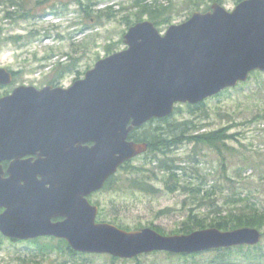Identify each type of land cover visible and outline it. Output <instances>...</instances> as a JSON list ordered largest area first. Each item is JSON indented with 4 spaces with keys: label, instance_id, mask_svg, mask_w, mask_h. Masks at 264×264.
<instances>
[{
    "label": "water",
    "instance_id": "95a60500",
    "mask_svg": "<svg viewBox=\"0 0 264 264\" xmlns=\"http://www.w3.org/2000/svg\"><path fill=\"white\" fill-rule=\"evenodd\" d=\"M123 42L126 48L97 60L69 87L21 85L0 98V160L33 148L46 155L35 163L40 170L20 163L27 164L30 187L20 190L18 201L2 192L12 184L0 177L7 205L0 232L16 239L54 236L74 251L118 258L257 244L262 234L253 227L174 235L151 227L125 230L97 222L98 207L87 196L146 150L147 143L128 139L133 128L168 116L177 102L198 103L264 70V0H242L231 11L213 3L164 34L151 21L137 22ZM10 81L0 68V83Z\"/></svg>",
    "mask_w": 264,
    "mask_h": 264
},
{
    "label": "rangeland",
    "instance_id": "374dc122",
    "mask_svg": "<svg viewBox=\"0 0 264 264\" xmlns=\"http://www.w3.org/2000/svg\"><path fill=\"white\" fill-rule=\"evenodd\" d=\"M80 1L85 9L83 12L71 3L70 6L68 5L70 13L61 14L58 16L60 19L58 21L57 18L50 17L49 12L43 7V9H33L36 0H29L27 4L32 10L30 19H20L16 23L1 21L3 38L0 39V65L21 70L19 82L38 86L53 81L67 87L75 79L82 78L85 71L92 68L99 58L123 49L125 44L122 36L131 25H128L125 19L128 18L132 24L139 21L135 15L137 7L132 5L134 0ZM154 1L144 0L147 4ZM158 1L162 4L167 3V0ZM188 1L172 0L174 6L169 11L170 22L157 26L161 33L170 24L185 20L193 11H205L215 0H196V3L191 4ZM218 1L228 10L232 9L236 2V0ZM44 4L46 3L40 5ZM108 6H111L110 11L114 14L109 19L100 15ZM1 10L2 7H0V17ZM76 19H81V22L75 24ZM143 19H147V16L143 15L141 20ZM31 29L37 31V36L27 39ZM15 34L22 35V39L18 42L6 39ZM58 34L61 37L56 38ZM45 35H49L50 38L47 39ZM43 36L45 37L41 40ZM107 45L111 47L109 51ZM50 54L54 56L45 61L39 60ZM73 56L77 57L78 72L73 70L56 77L51 71L56 62L63 60L61 62L67 64ZM41 64L46 68L39 69ZM180 106L182 110L169 116L168 121L188 122L186 126H189V130L193 129V123L205 125L198 128L200 131L225 127L234 122L239 123L228 131L235 135L227 143L229 149L224 150V159L204 145L193 146L192 143L184 142L173 147L166 160L172 167L170 170L175 167L173 171L176 179L168 183L170 186L177 184L178 188L174 191L166 189L162 180L166 176L161 171H157V179L149 181L155 189L153 193L116 189L119 184L124 186L125 179L132 176V173L129 174V169H120L108 189H101L89 196V200L97 203L100 208L96 217L97 222H111L120 228H127L126 230L159 227L161 234L174 235L184 233L181 227L189 215V210H193L192 214L204 216L211 208L210 201H214L225 210L229 206L224 204V200L231 193L248 192L258 206L264 208V118L248 121L264 113V71L254 72L247 81L205 99L204 105L193 109L192 112L186 110L184 104ZM166 128L171 129L173 133L180 131L179 128L174 129V126H166ZM145 161L146 159L141 156L133 160L130 165L140 166ZM148 173L142 171V174ZM197 185L214 191L209 198L210 201L205 200L200 206L197 196L194 197L189 190ZM195 229L197 228L194 227L193 230ZM259 246L264 251V236ZM107 255L95 254L84 260L78 257L77 260L67 259L66 263H62L59 262L56 253H45L44 256L36 254L34 243H14L5 238H2L0 243V264H137L134 258L126 260L118 258L112 262ZM136 257H139L140 264H210V258L216 264L259 263L255 259H245L237 250H233L229 256L221 260L218 253L213 250L205 251L201 256H197L195 261L189 257L184 259L168 257L163 251L140 254Z\"/></svg>",
    "mask_w": 264,
    "mask_h": 264
},
{
    "label": "trees",
    "instance_id": "16d2710c",
    "mask_svg": "<svg viewBox=\"0 0 264 264\" xmlns=\"http://www.w3.org/2000/svg\"><path fill=\"white\" fill-rule=\"evenodd\" d=\"M189 4L196 3V0H189ZM29 0H0V7H2V16L1 18H7L10 22H17L20 18H24L26 15L31 14V9L29 8ZM133 6L137 7V12L135 15L137 20H141L143 15H146L148 19L152 20L156 26H160L164 23L170 22L169 11L173 8L172 0H169L168 4H147L144 0H134L132 3ZM12 6H18L19 8L16 10H10ZM63 12L68 10L67 5L62 9ZM65 10V11H64ZM111 6H108L106 11L100 13L101 16L109 19L114 16V14L110 11ZM125 19V18H124ZM129 24L132 22L126 18L125 19ZM36 36V34L31 31L27 39H31ZM21 36L18 37H9L7 39H12L15 42L19 40ZM22 39V38H21ZM25 44V42H22ZM106 48L111 49L110 45H107ZM51 55V54H50ZM50 55H46L44 58H48ZM70 56V54H68ZM77 57H70V61L67 64L58 63L54 70L58 77L61 76L64 72L76 71L77 67ZM254 72L260 71H252L249 75V78ZM248 78V79H249ZM204 105V101L196 104L190 105L186 104V110L192 112L195 108H200ZM182 106H176L174 109L175 113L180 112L182 110ZM179 110V111H178ZM205 111V110H204ZM172 115V114H171ZM169 115V116H171ZM169 116L162 119H152L146 124L142 125L139 128L133 129L129 133L128 138L130 140H134L136 142H146L148 143V149L143 154V157L146 159L144 164L140 166L130 165V162L125 163L123 168L129 169V174L132 173V176H129L125 179V185L122 186L119 184L116 189L123 190H141L148 193H153L155 189L151 186L150 180L157 179V171H161L164 173L166 178L162 179L164 181V185H166V189L169 191H174L178 188L177 184L169 185L170 181H174L176 179V174L167 164L166 158H168V153L172 151L173 147L178 146L182 143H192L193 146L204 145L208 148L213 149L219 156L224 159L223 152L226 149H229V145L227 144L229 140L233 139L235 134L229 133L228 131L238 125L239 123H230L225 127L211 129V130H202L200 131L198 128L204 124H194L193 129L189 130V126H186L188 122H169ZM257 118H264V113L258 114L248 121L256 120ZM166 126H174L175 128H179L180 131L178 133H173V131ZM184 126V127H182ZM205 126V125H204ZM155 163V164H154ZM148 165V166H147ZM142 171H148L147 175L142 174ZM116 176L110 178L105 186L104 190L111 184V181L115 179ZM230 180V178H226ZM194 197L197 196L199 200L198 206L205 203V200H209L211 194L214 193L213 189H204L202 186L197 185L194 188L189 189ZM210 201V200H209ZM224 204L228 205L225 210H223L222 206H219L214 203V201L209 202L210 210L206 213V215H197L192 214V209L189 210V215L187 219L182 223L181 231L184 233H188L195 228L203 229L206 227H216L219 230H229L237 227H256L259 230L264 229V208H260L255 200L252 199L250 193L236 192L228 195ZM162 213V211H160ZM127 229V228H126ZM158 232H161V228L155 227ZM264 235V231H263ZM47 241H43V238H36L30 240L36 246V254H42L44 256L45 253H56L60 259L59 262L66 263L67 259L77 260L76 258L86 259L88 256H94L95 254L90 253H80L76 252L68 246V243L64 239H58L54 237L44 238ZM233 250H237L242 254L245 259H255L259 263L264 264V251L258 245L255 246H238L232 248L225 249H215L213 251L218 253L219 260L223 259L225 256H229ZM154 253H157L156 251ZM204 252H196L191 254L186 253H169L166 252L168 257H177L179 259L190 258L192 261H195L197 256H201ZM109 259L112 262L118 260V258L109 256ZM25 261L24 259H21ZM126 260V259H123ZM133 260L140 264L139 257H135ZM39 264V263H37ZM210 264L214 263L213 259L210 258ZM222 264V263H221Z\"/></svg>",
    "mask_w": 264,
    "mask_h": 264
},
{
    "label": "flooded vegetation",
    "instance_id": "af4514ba",
    "mask_svg": "<svg viewBox=\"0 0 264 264\" xmlns=\"http://www.w3.org/2000/svg\"><path fill=\"white\" fill-rule=\"evenodd\" d=\"M52 2L56 4H63L64 2H70L73 3L76 8H82L79 7L80 0H49V4H44V6H39L38 8H45L46 10H50L52 6ZM77 10V9H76ZM52 15V14H51ZM81 22V19H76L75 24H78ZM82 24V23H81ZM61 37L59 35L56 36V38ZM1 38V36H0ZM1 68H5L9 73L11 74V81L10 82H1L0 83V98L8 97L10 96L14 89L18 86L21 85H32L31 83H26V82H19V76L22 73L21 70L19 69H13L10 66L7 65H0ZM45 85H52V86H58L57 82H46L42 85L35 86L36 88H41ZM46 158L45 154H41L39 149H30V150H24L21 155H18L17 157H11V158H2L0 160V170L1 174L0 177L2 181H5L6 184H12V186L8 189H5L2 192H6L8 194H13L17 201L19 200L20 196V190H26L28 187H30V182H29V175L27 173L28 167L27 164H20L21 162H28L32 163L34 167L39 169L37 165L35 164L39 159ZM40 170V169H39ZM33 178V177H32ZM37 181L42 179L41 174H37L34 177ZM8 179H11L12 181H9ZM40 182V181H39ZM41 183V182H40ZM41 185H44V187L48 186L46 182L44 184L41 183ZM6 206L4 201L0 199V214L5 211ZM1 232H0V243L2 241V238H5L6 240L10 242H30V239H25V240H20V239H14V238H9V237H1ZM3 236V235H2ZM46 236H39V238H43Z\"/></svg>",
    "mask_w": 264,
    "mask_h": 264
},
{
    "label": "bare ground",
    "instance_id": "6f19581e",
    "mask_svg": "<svg viewBox=\"0 0 264 264\" xmlns=\"http://www.w3.org/2000/svg\"><path fill=\"white\" fill-rule=\"evenodd\" d=\"M133 129H135V128H133Z\"/></svg>",
    "mask_w": 264,
    "mask_h": 264
}]
</instances>
